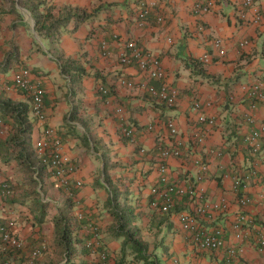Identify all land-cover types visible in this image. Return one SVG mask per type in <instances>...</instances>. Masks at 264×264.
Returning a JSON list of instances; mask_svg holds the SVG:
<instances>
[{
	"label": "crops",
	"instance_id": "0c3cea01",
	"mask_svg": "<svg viewBox=\"0 0 264 264\" xmlns=\"http://www.w3.org/2000/svg\"><path fill=\"white\" fill-rule=\"evenodd\" d=\"M29 1L0 0V181L10 178L15 184L19 201L8 216L26 244L20 254L5 264H67L62 258L54 217L68 197L74 198L73 214L83 216L85 221L81 238L90 235L91 224L97 226L111 264H118L126 240L115 231L111 186L120 193L121 207L125 211L131 208L130 215L135 219L130 228L138 230L136 238L146 245L141 253L131 247L133 242H128L125 262L121 264H230L225 249L201 250L183 229L179 214L194 210L197 202L193 198H177L174 209L165 212L151 204V189L159 183L158 148L177 140L183 142L184 154L167 158L172 178L197 184L200 168L196 160L209 158V171L198 184L203 190V201L225 198L229 202L224 211L200 215V226L222 228L226 240L244 246L243 264H264V249L258 244L264 234V156L254 157L244 140L253 128L246 120L251 110L245 86L255 81L264 84V18L259 24L241 19V0H217L214 10L202 14L193 10L196 0H154L156 5L142 26L138 22L141 0H47L58 7L79 6L91 12L77 28L72 20L59 44L54 45L36 30ZM256 3L264 12V0ZM160 15L164 17L162 22L157 20ZM217 38L222 39L219 46L214 43ZM130 40L160 57L167 82L179 89L176 105L157 101L145 87L152 80L135 65L120 62L123 45ZM243 40L249 43L241 46ZM103 41L109 43L106 51ZM56 46L84 66L86 72L78 83L71 85L70 76L62 72L54 56ZM206 53L211 55L209 62L201 60ZM24 69L30 71V81L45 90L46 120L33 113L28 119L32 142L42 136L45 127L53 126L76 166L69 186L57 176H46L43 185L36 184L37 194L13 157L18 123L9 113L4 114L1 106L7 98L30 102L15 85L16 75ZM120 78L132 79L139 85H121ZM101 86L107 93L99 90ZM195 99L203 103L206 114L217 117L215 126L198 123V113L193 109ZM118 106L123 108L122 116L116 111ZM254 114L258 122L264 121V102ZM169 119L178 127L177 135H171L166 124ZM123 121L136 127V141L124 136ZM199 126L207 131L203 145L192 139ZM91 136L99 142V151ZM142 147L146 148L145 154L140 151ZM218 150L220 155L215 153ZM252 166L259 175L245 182V192L253 201L241 205L233 189V177L249 175ZM21 198L25 203H20ZM39 200L47 204L42 223L36 219L40 214L36 206ZM241 217L244 240L236 239L233 230V224ZM37 248L43 251L38 260H33L30 255ZM81 248L80 243L75 263L92 264L98 254L83 253Z\"/></svg>",
	"mask_w": 264,
	"mask_h": 264
},
{
	"label": "built area",
	"instance_id": "2783aa9c",
	"mask_svg": "<svg viewBox=\"0 0 264 264\" xmlns=\"http://www.w3.org/2000/svg\"><path fill=\"white\" fill-rule=\"evenodd\" d=\"M156 2L154 0H141L140 10L138 11V22L140 25H145L150 17L151 10L155 7ZM217 5V0H196L193 10L196 13H206L214 10ZM239 15L241 19L246 22H252L254 24H259L263 21L264 12L256 3V0H241ZM158 22L164 20L163 16L157 17ZM203 29V26L200 27ZM116 38L117 36L114 35ZM215 45L219 46L222 43L221 38H217L214 41ZM249 43L248 40H243L240 44L245 46ZM102 47L106 51L109 48L108 41L102 42ZM120 62L125 65H135L144 73L149 80H153L158 83H148L146 82L147 91L159 102H164L168 106H174L178 102L179 89L167 82L166 70L163 67L160 57L148 50L147 48L139 45L135 40H130L123 45V49L120 53ZM201 60L204 62L211 61V55L209 53L201 56ZM30 71L28 69L21 70L15 77V85L18 88H24L29 90V92L34 95V110L40 119L44 120L46 118V112L44 110V100L42 94L44 89L39 83H32L29 79ZM119 84L125 85L127 87H134L136 84L132 79L120 78ZM145 85V83L143 84ZM100 91L106 92L107 89L103 86L99 88ZM245 91L249 99V107L251 112L246 116V120L253 124V128L248 134L245 135L244 140L249 148L250 153L254 157H260L261 154L264 156V121L258 122L254 110L258 108L261 102H264V84L262 81H255L252 84L245 86ZM193 109L198 113V123L201 125L215 126L218 122L215 115H208L204 111V106L198 99L194 100ZM117 113L122 116L123 108L118 106ZM167 127L170 130L171 135L178 134V127L176 126L174 120L169 119L167 122ZM153 126H149L152 129ZM122 132L126 138L130 141H136V127L134 125L122 123ZM192 139L196 144L203 145L207 139V131L205 132L199 126L197 132L192 134ZM35 146L40 153H45L47 151L51 152L52 167L56 170L55 174L60 179L61 183L65 186L69 184L70 175L76 170V166L73 162L71 155L66 151L65 144L62 137L58 134L56 128L53 126H47L43 130V134L40 138L35 141ZM141 153L145 154L146 148H141ZM217 155L221 152L216 151ZM184 154L183 142L177 140L173 144L161 145L158 148V153L156 154V161L159 171V183L154 185L151 189V193L154 195L151 204L153 207L160 209L161 211H170L174 209L176 204V199L183 196H189L193 198L197 203L194 210L183 211L179 214V220L183 229L189 233L192 238V242L199 249H209V250H220L225 249L228 253V261L230 264H243L241 262V256L244 251V246L235 244L226 240L223 235L222 228H212L206 229L200 226L199 216L208 215L212 210L224 211L228 208L229 202L227 199L223 198L220 201L205 203L202 197V188L198 187L199 182L206 177L207 172L210 168V159H197V165L200 168L197 177V184L182 183L175 181L172 178V171L169 165L166 163L167 158L170 156L181 157ZM258 171L256 167H253L250 171V175H235L233 177V189L238 196V202L241 205H248L252 203L253 198L250 197L246 192V186L244 181L252 177H257ZM243 185V192L239 194L241 186ZM4 191H0V200ZM79 218H82L79 215ZM242 218L237 220L233 224L234 236L236 239L244 240L245 233L242 227ZM7 226L2 227L1 235L5 237L8 244H14L16 246H23L22 240L18 239L13 233L12 227L15 225L14 220H7ZM12 230L13 232L9 231ZM94 232V238L89 242V246L99 247L100 246V234L98 233V227H91ZM260 249H264V234L259 239ZM2 245L0 244V247ZM42 253L41 248L34 249L32 251V257H38ZM98 261H102L103 264H109L106 260L107 256L105 252L99 251Z\"/></svg>",
	"mask_w": 264,
	"mask_h": 264
},
{
	"label": "trees",
	"instance_id": "16d2710c",
	"mask_svg": "<svg viewBox=\"0 0 264 264\" xmlns=\"http://www.w3.org/2000/svg\"><path fill=\"white\" fill-rule=\"evenodd\" d=\"M29 8L36 18V30L39 35L43 39H50L52 43L59 44L61 36L64 32L65 27L73 20L75 22V28H77L80 24L87 20L90 17L91 12L87 9L79 6L72 5H64L62 7L55 6L54 4H50L47 0H30ZM54 56L60 62V67L64 74H68L71 78V85L79 82V78L85 74V68L82 66L78 60L73 57H68L62 52L57 46L54 47ZM151 83H156L152 80ZM43 88V87H42ZM27 94L30 102L19 103L14 102L12 99L7 98L4 102L1 103L3 113H9L16 123H18L17 132L15 135L14 145L16 146L13 157H15L19 164L21 165L22 171L24 172V176L26 178L27 183L33 187V193L37 194V189L35 188L36 184H44V178L46 176H56V170L52 167V159L51 152L47 151L45 153H40L35 146V142H32L31 129L28 125V119L30 113H33L38 118L39 116L35 113L34 110V95H32L29 90L24 88H19ZM44 89V88H43ZM44 100V110H45V91L42 94ZM156 99V98H155ZM158 101V100H157ZM167 105L164 102H161ZM47 117V116H46ZM74 118L72 114L71 119ZM40 119V118H39ZM42 120V119H40ZM46 120V118L44 119ZM93 144L95 146V150L99 151V142L95 139V137L91 136ZM63 139V138H62ZM17 144V145H16ZM102 158L105 161V172H107V157L106 153L103 152ZM75 164V163H74ZM253 166L250 168V170ZM250 175V172H249ZM106 181H109L108 175H105ZM246 181H244V185ZM69 186V185H68ZM243 185L239 194L243 192ZM44 190L41 188V191ZM0 191H4L2 199L0 200V264H5L10 258L20 254L26 244L24 239L21 237L19 231L17 230V226L14 225L12 227L14 231V235L23 241L24 245L19 247L14 244H8L5 240V237L1 235L2 227L7 226V220H11L8 216L9 211L15 207L19 199L15 197L16 188L12 179L0 181ZM237 193V192H236ZM111 205L113 206L112 213L117 222V226L115 231H117L118 236H124L126 243H124L122 247V258L118 262V264L124 263L127 255V243L133 242L132 246L134 250L139 252H143L146 249V245L140 242L138 238H136V234L138 230H133L130 228V225L133 223L135 217L130 215L132 210L131 208L126 209V211L121 207V199L120 193L117 188H113L111 186ZM36 197V196H35ZM38 197V196H37ZM20 203H25L23 198L20 199ZM36 201V198L32 200ZM176 205V204H175ZM37 208H39L40 214L36 216L37 222L42 223L45 219V215L47 214V204L42 202L41 200L37 203ZM74 208V198L68 197L65 204L62 207H59L60 211L55 215L56 225H58L59 233H60V241L62 244L63 252L62 258L67 264H76L75 257L79 250V244L82 245L83 253H99V251L106 253V260L109 264H111V258L109 251L104 248L101 243L99 247L89 246V242L94 238V232L92 230L93 224L89 226L90 235H86V238H81L80 230L83 227V216L79 218L73 214ZM3 219V221H2ZM16 221V220H15ZM9 231L13 232L12 230ZM99 234L101 231L98 232ZM44 248V247H43ZM43 248L42 251H43ZM32 257V253L30 255ZM30 256L28 258H30ZM143 257L144 254H143ZM33 260H38V257H32ZM99 259V254L97 259L92 264H103V262ZM29 261V260H28ZM26 264V263H25ZM56 264V263H53Z\"/></svg>",
	"mask_w": 264,
	"mask_h": 264
}]
</instances>
